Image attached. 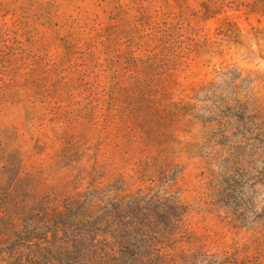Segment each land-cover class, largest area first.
<instances>
[{"label": "rangeland", "instance_id": "rangeland-1", "mask_svg": "<svg viewBox=\"0 0 264 264\" xmlns=\"http://www.w3.org/2000/svg\"><path fill=\"white\" fill-rule=\"evenodd\" d=\"M0 264H264V0H0Z\"/></svg>", "mask_w": 264, "mask_h": 264}]
</instances>
